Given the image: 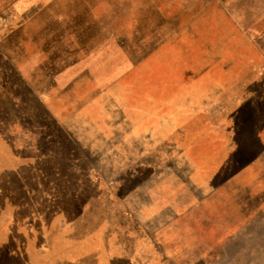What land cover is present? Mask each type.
<instances>
[{
    "label": "rangeland",
    "instance_id": "rangeland-1",
    "mask_svg": "<svg viewBox=\"0 0 264 264\" xmlns=\"http://www.w3.org/2000/svg\"><path fill=\"white\" fill-rule=\"evenodd\" d=\"M0 19L37 211L110 199L119 226L158 216L177 262L264 264V0H0Z\"/></svg>",
    "mask_w": 264,
    "mask_h": 264
},
{
    "label": "crops",
    "instance_id": "crops-1",
    "mask_svg": "<svg viewBox=\"0 0 264 264\" xmlns=\"http://www.w3.org/2000/svg\"><path fill=\"white\" fill-rule=\"evenodd\" d=\"M16 30L0 19V45ZM15 51L16 58L0 48V95L11 101L13 90H6L5 79L14 67L19 73L18 39ZM17 123L0 119V256L15 260L2 264H194L175 260L173 253L179 244L163 230L158 216L142 215L129 226L117 225L110 199L94 200L106 203L97 214H90L83 203L73 200L79 209L67 214L58 206L60 199L44 194L50 213L47 208L37 211L34 191L23 182L25 171L34 169L37 153L29 138H21L14 129ZM15 191L25 192L28 199L23 203L14 200ZM25 208L29 213L21 216L20 210Z\"/></svg>",
    "mask_w": 264,
    "mask_h": 264
}]
</instances>
